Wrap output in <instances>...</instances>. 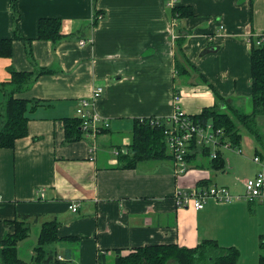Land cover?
Returning <instances> with one entry per match:
<instances>
[{
  "label": "crops",
  "instance_id": "crops-1",
  "mask_svg": "<svg viewBox=\"0 0 264 264\" xmlns=\"http://www.w3.org/2000/svg\"><path fill=\"white\" fill-rule=\"evenodd\" d=\"M178 6L192 13L181 16ZM42 17L62 20L56 42L39 38ZM15 29L23 38L15 39ZM263 31L264 0H16L15 7L0 0V38L13 39V55L0 57V116L14 89L10 68L35 72L14 95L41 103L27 112L28 134L0 147V239L30 214L39 217L30 218V235L18 245L27 262L43 221L56 219L58 254L74 264H99V252L103 264H115L116 250L195 248L205 239L238 247L237 264H259L264 201L211 198L195 209L179 207L175 193L216 184L244 195L245 180L260 170L253 157H264L263 139L241 128L237 148L224 133L220 168L202 152L186 172L172 156L133 167L121 156L131 152L137 120L169 125L177 106L190 115L217 106L250 113V36ZM177 57L189 72L177 74ZM43 68L49 71L37 75ZM97 85L104 92L95 110L110 126L69 141L64 119L76 116L79 100ZM256 121L263 128L264 114Z\"/></svg>",
  "mask_w": 264,
  "mask_h": 264
},
{
  "label": "trees",
  "instance_id": "trees-1",
  "mask_svg": "<svg viewBox=\"0 0 264 264\" xmlns=\"http://www.w3.org/2000/svg\"><path fill=\"white\" fill-rule=\"evenodd\" d=\"M15 7L16 0H11ZM185 7H175V12L179 15L187 16L192 12H186ZM62 20L57 17H42L39 19V38L56 42L63 33L61 31ZM15 39L23 36L15 29ZM254 36L251 46L252 65V111L247 113L236 107L222 110L217 107H207L196 115H190L191 119L201 125L211 122L216 127L223 128L226 137L232 145L240 147L242 134L241 128L247 129L257 140H262L259 132L256 117L264 114V46L254 43ZM26 41H30L24 38ZM13 55V39L0 38V57H11ZM184 55L179 52V56ZM177 74L188 71L177 57ZM12 74L11 83L14 89L7 95V100L0 116V147L13 148L18 138L28 134V115L32 104H39L40 101L15 97L14 92L27 88L33 81L32 71H18L10 68ZM49 69H41L37 75L46 73ZM189 72V71H188ZM226 103V102H225ZM41 104V103H40ZM30 107V108H29ZM67 138L75 141L86 133L81 127V119L77 116L64 119ZM168 127L166 121L161 124H151L149 118L137 120L134 128L131 152L121 156L124 167H133L137 162L145 159L173 158L169 152L166 142L165 129ZM202 152L205 156H211L212 146L198 144L193 140L192 151L188 155L189 163L193 157ZM212 157V156H211ZM264 160V157L262 158ZM212 166L220 168L224 166V159L219 152L217 158L210 159ZM38 218L39 215L25 214L14 220L15 231L6 233L0 239V264H74L73 261L60 259L55 246L63 238L58 234L59 222L56 219H46L43 221L38 236V241L34 247V255L31 262H27L19 255V242L28 238L31 230L30 218ZM261 247L263 252L259 257V264H264V236H262ZM117 256L115 264H167L169 260L175 259L180 264H237L240 257V250L236 246H221L217 240L205 239L197 247L189 248L178 244L148 245L135 248L123 254L121 250L115 251ZM106 255L103 252L98 254V263L103 264Z\"/></svg>",
  "mask_w": 264,
  "mask_h": 264
},
{
  "label": "built area",
  "instance_id": "built-area-1",
  "mask_svg": "<svg viewBox=\"0 0 264 264\" xmlns=\"http://www.w3.org/2000/svg\"><path fill=\"white\" fill-rule=\"evenodd\" d=\"M254 37V43L256 45L264 46V31L255 33ZM252 42L251 40V45ZM103 92L104 88L97 85L93 88L89 97H84L79 100L76 116L81 119V127L87 134L95 135L103 128H108L110 126L108 119L101 117L95 110L96 100L101 97ZM149 119L151 124H161L163 120L156 117H151ZM142 120H144V118ZM169 120L170 124L165 129L164 133L166 135L168 148L176 161L179 172H186L190 166L188 155L192 151L193 140H196L198 144L211 145L212 158L218 157L219 147H223L229 143L231 145L229 144L227 146H232L231 142L225 144L221 140V136L225 133L223 128H215L211 122L204 125L194 122L190 114L185 112L180 106L176 107ZM253 159L255 162L259 163L261 167L254 176L245 180L244 195L233 194L227 186H219L216 184L179 189L175 193L177 205L179 207L193 206L195 209H202L211 198L221 201H234L238 199H245L249 202L264 201V160L258 155H255ZM41 195L43 196L44 193L42 192ZM69 207L71 210L77 211L79 203L72 202ZM59 258L63 259L60 255Z\"/></svg>",
  "mask_w": 264,
  "mask_h": 264
},
{
  "label": "rangeland",
  "instance_id": "rangeland-1",
  "mask_svg": "<svg viewBox=\"0 0 264 264\" xmlns=\"http://www.w3.org/2000/svg\"><path fill=\"white\" fill-rule=\"evenodd\" d=\"M236 108H237V107H236ZM257 126H258V125H257ZM263 128H264V126H263ZM263 128L258 126L259 132L261 133V135H262V139L264 140V130H263ZM212 185H214V184H212ZM201 186H205V185H201ZM238 200H241V199H238ZM20 256H21L22 258H25V256H24L22 253H20ZM25 259H26V258H25ZM28 259H29V258H28Z\"/></svg>",
  "mask_w": 264,
  "mask_h": 264
}]
</instances>
